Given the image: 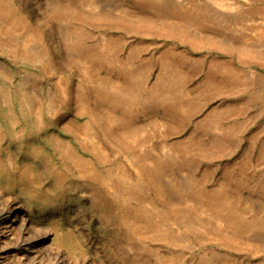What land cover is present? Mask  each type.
Returning a JSON list of instances; mask_svg holds the SVG:
<instances>
[{
    "label": "rangeland",
    "instance_id": "obj_1",
    "mask_svg": "<svg viewBox=\"0 0 264 264\" xmlns=\"http://www.w3.org/2000/svg\"><path fill=\"white\" fill-rule=\"evenodd\" d=\"M160 1L0 0V264H264V0Z\"/></svg>",
    "mask_w": 264,
    "mask_h": 264
},
{
    "label": "bare ground",
    "instance_id": "obj_2",
    "mask_svg": "<svg viewBox=\"0 0 264 264\" xmlns=\"http://www.w3.org/2000/svg\"><path fill=\"white\" fill-rule=\"evenodd\" d=\"M146 1L149 2V3L162 2L160 0H146ZM102 94L106 95L107 97H110L111 100H114V102L115 101L118 102V101H124L125 100L124 95L121 94L120 92H113V91L102 90ZM180 107L181 106L178 103L177 104L176 103L173 104V108H175V109H181ZM17 224L23 226L28 232L30 230L32 232V234L34 235V237L36 238L37 241L40 239V236L33 229V227L32 226H28L26 224V220L23 218V216L20 217V218H18V221H16V218H15L14 220H12V222L10 221V223L7 225V227H9L10 230L12 231L11 233L16 234L17 237L21 238L24 235L23 232H21L20 228H19V230L16 229ZM12 237H14V236H12ZM36 242H35V240H32V238H30V237L28 239H25V240L22 239L21 240V244H17V246L13 249L14 252H16V255L15 256L16 257H19V256H29V255H31V252L34 250L33 248L38 247V245L36 244ZM30 245H33V246H30ZM53 251L56 253V256L58 257L57 258L58 261H60L61 264H64L66 262L65 258L59 256L58 253L55 251V249H53ZM5 252L7 253L8 250H6ZM0 257L1 258H4L3 256H0Z\"/></svg>",
    "mask_w": 264,
    "mask_h": 264
}]
</instances>
